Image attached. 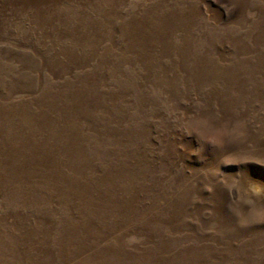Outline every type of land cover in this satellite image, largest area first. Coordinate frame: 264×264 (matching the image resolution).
Returning <instances> with one entry per match:
<instances>
[{"label":"rangeland","instance_id":"obj_1","mask_svg":"<svg viewBox=\"0 0 264 264\" xmlns=\"http://www.w3.org/2000/svg\"><path fill=\"white\" fill-rule=\"evenodd\" d=\"M0 264H264V0H0Z\"/></svg>","mask_w":264,"mask_h":264}]
</instances>
